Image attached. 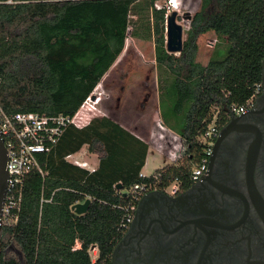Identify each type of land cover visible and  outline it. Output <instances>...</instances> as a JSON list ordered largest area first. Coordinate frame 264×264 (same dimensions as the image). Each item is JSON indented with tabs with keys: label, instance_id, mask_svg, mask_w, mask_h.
Returning a JSON list of instances; mask_svg holds the SVG:
<instances>
[{
	"label": "trees",
	"instance_id": "1",
	"mask_svg": "<svg viewBox=\"0 0 264 264\" xmlns=\"http://www.w3.org/2000/svg\"><path fill=\"white\" fill-rule=\"evenodd\" d=\"M141 1L0 0L2 108L73 117L123 52ZM147 1L149 26L140 22L135 35L146 30L155 45L161 119L183 139L188 160L196 156L198 163L205 148L200 138L214 116L226 122L231 106L245 105L260 84L264 0H201L179 55L166 50L165 5ZM211 32L226 55L203 65L198 38ZM85 148L97 158L94 172L67 160ZM147 155L148 145L109 117L69 126L50 153L38 155L43 174L35 169L26 178L19 222L5 230L17 254L0 244V264H93L91 247L99 252L94 264H111L138 201L127 192L156 183L140 177ZM193 166L159 169L160 187L175 178L188 184ZM86 199L87 213L75 214L72 207Z\"/></svg>",
	"mask_w": 264,
	"mask_h": 264
},
{
	"label": "flooded vegetation",
	"instance_id": "2",
	"mask_svg": "<svg viewBox=\"0 0 264 264\" xmlns=\"http://www.w3.org/2000/svg\"><path fill=\"white\" fill-rule=\"evenodd\" d=\"M259 86L242 113L217 115L203 176L140 197L111 264H264V58Z\"/></svg>",
	"mask_w": 264,
	"mask_h": 264
},
{
	"label": "built area",
	"instance_id": "3",
	"mask_svg": "<svg viewBox=\"0 0 264 264\" xmlns=\"http://www.w3.org/2000/svg\"><path fill=\"white\" fill-rule=\"evenodd\" d=\"M175 6L179 7L178 0H169L168 3L165 4L167 16L168 12L170 13L171 10L175 11ZM210 45L214 47L215 42ZM259 88L260 86L257 85L255 93L259 91ZM93 96L92 93L73 117L64 115L48 116L32 112L14 114L6 112L0 105V135L7 150L8 158V181L6 199L1 215L2 232L0 234V244H5L6 248L11 243L14 247L11 235L5 230L17 225L19 222L25 180L35 169H38L43 174L39 165L38 155L50 153L69 126L73 125L77 128H83L89 125L94 118H91V113L96 110L95 103L98 102V98L92 100ZM249 103L250 101L242 106L233 105L228 113L238 115L245 110ZM216 117L217 115L214 116V119L200 138V142L205 146L204 157L192 168L190 178L195 181L203 176L207 169V158L210 155L213 142L218 134V127L215 122ZM156 125L159 130L154 131V129H152L147 139H143V137L138 135L136 137L147 144L153 151H156L159 156L161 155L165 157L166 160H169L171 167L184 166L185 163L179 164L183 155L182 153L186 147L181 136L166 127L161 118L156 122ZM75 155L68 156L67 160L71 162L70 159L72 160ZM78 155L80 157L82 155L84 156L83 153H78ZM72 163L90 172H94L96 169L88 162L81 161L80 159ZM159 169L163 170L164 168ZM154 174L150 177L160 182L159 173L156 175ZM140 177L149 178L143 176L142 173ZM182 183L181 179L175 178L164 183L161 189L173 195L179 191ZM151 185V183L137 184L127 193L130 194L134 200H139L140 197L150 189ZM132 211L133 207L130 208L131 213L127 215L123 223L124 228L130 224ZM77 249H80L79 242H76L74 247V250ZM88 252L91 262L94 264L99 256L98 249L96 247H91Z\"/></svg>",
	"mask_w": 264,
	"mask_h": 264
},
{
	"label": "rangeland",
	"instance_id": "4",
	"mask_svg": "<svg viewBox=\"0 0 264 264\" xmlns=\"http://www.w3.org/2000/svg\"><path fill=\"white\" fill-rule=\"evenodd\" d=\"M169 0H160L158 7L168 3ZM179 7L176 10L178 23L183 27V40L187 38L190 29V21L187 16H192L198 11L201 0H178ZM140 15L132 16L135 23L131 24L128 33L125 48L114 65L104 75L93 91L98 102L95 103V111H92L91 118L109 117L120 124H124L134 134L147 139L150 131L159 130L156 122L161 118L159 106V84L158 70L155 60V45L153 40L146 38V30L139 31L138 27L147 28L150 23V11L147 0L138 3ZM173 10L168 12L171 14ZM138 20V22H137ZM137 22V23H136ZM140 29V28H139ZM215 42L214 47L211 43ZM199 52L197 60L201 64H207L211 58L221 59L226 55L225 45L222 42L215 41L214 35H208L198 38ZM217 113V110H214ZM167 127V126H166ZM158 128V129H157ZM81 157L76 154L71 162L76 160L86 161L93 168H96L97 158L83 149ZM179 164L188 165V153L185 147ZM185 160V161H184ZM170 161L165 157L159 156L156 151L148 147L146 165L143 168L142 175L150 177L159 172V168L171 167ZM9 254H14L16 249L13 244L7 247Z\"/></svg>",
	"mask_w": 264,
	"mask_h": 264
},
{
	"label": "water",
	"instance_id": "5",
	"mask_svg": "<svg viewBox=\"0 0 264 264\" xmlns=\"http://www.w3.org/2000/svg\"><path fill=\"white\" fill-rule=\"evenodd\" d=\"M178 14L173 11L166 19V50L169 54L179 55L183 50V27L177 21ZM187 20H191V16H187ZM95 100V96L92 97ZM7 150L4 146L2 137L0 135V234L2 209L6 199L8 172H7ZM116 189L123 191L122 184H118ZM91 204L90 199H86L83 203H77L72 207V211L77 215H84L87 213Z\"/></svg>",
	"mask_w": 264,
	"mask_h": 264
},
{
	"label": "crops",
	"instance_id": "6",
	"mask_svg": "<svg viewBox=\"0 0 264 264\" xmlns=\"http://www.w3.org/2000/svg\"><path fill=\"white\" fill-rule=\"evenodd\" d=\"M214 35L212 32L211 33H207V34H205V35H202V36H200V38L201 37H204V36H208V35ZM214 37H215V35H214ZM215 41H218L217 39H216V37H215ZM119 58V57H118ZM117 61V60H116ZM209 62V61H208ZM204 65V64H203ZM206 65V64H205ZM161 116V115H160ZM112 119V118H111ZM115 121V120H114ZM117 122V121H116ZM118 123V122H117ZM120 124V123H119ZM123 128H125L126 130H128V131H130L128 128H127V126L126 125H124V124H120ZM131 132V131H130ZM136 136V135H135ZM94 156V155H93ZM97 165H98V162L96 163V167H97ZM143 171V170H142Z\"/></svg>",
	"mask_w": 264,
	"mask_h": 264
},
{
	"label": "bare ground",
	"instance_id": "7",
	"mask_svg": "<svg viewBox=\"0 0 264 264\" xmlns=\"http://www.w3.org/2000/svg\"><path fill=\"white\" fill-rule=\"evenodd\" d=\"M174 9H175V11H176V10H178L176 6H175V8H174Z\"/></svg>",
	"mask_w": 264,
	"mask_h": 264
}]
</instances>
